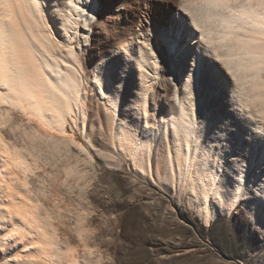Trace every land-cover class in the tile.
Returning <instances> with one entry per match:
<instances>
[{"label": "bare ground", "instance_id": "6f19581e", "mask_svg": "<svg viewBox=\"0 0 264 264\" xmlns=\"http://www.w3.org/2000/svg\"><path fill=\"white\" fill-rule=\"evenodd\" d=\"M101 1L105 0H0V190L4 194L0 231L9 243L18 248L19 242L25 243L32 253L33 238H45L50 248L45 264H88L56 241L50 214L27 189V172L41 168V160L58 153L68 183L88 190L90 172L81 168L79 158L73 162L69 145L77 142L90 154L96 132L91 118L96 99L90 93L93 88L106 98L103 103L97 99L99 119L104 120L105 114L121 119L112 127L103 121L105 135L121 153L134 159L149 155L154 140L163 136L159 149L171 174L179 171L197 202L195 192L205 196L199 205L207 225L213 218L211 195L226 196L227 210L234 211L248 199L250 190H254L248 208L252 222L264 223V170H260L264 167V0H179L170 5L183 21H191L189 36L193 39L188 45L198 49L193 66L186 64V56L181 58L185 63L178 64L191 78L181 88L170 78L173 66L167 54H157L160 39L154 36L157 23L152 19L132 18V29L124 26L125 38L112 50L102 51L97 64L85 60L88 50L83 46L88 37L105 32L103 22L94 21ZM120 59L136 75L132 78L137 96L130 104L124 102V110L128 106L132 110V119L118 114L122 97L111 85V65L121 63ZM202 63L212 71H223L219 85L229 89L231 106L236 108L229 111L243 116L245 127L230 124L224 115L212 119L210 107L206 111L199 108L194 94ZM70 118L81 121L85 145L68 131ZM18 119L27 121L17 126L21 145L11 141L6 131H15ZM213 214L219 217L226 211L215 209ZM15 255L23 264L19 251ZM64 256L70 258L67 263Z\"/></svg>", "mask_w": 264, "mask_h": 264}, {"label": "rangeland", "instance_id": "374dc122", "mask_svg": "<svg viewBox=\"0 0 264 264\" xmlns=\"http://www.w3.org/2000/svg\"><path fill=\"white\" fill-rule=\"evenodd\" d=\"M178 1H101L95 10L94 21L103 22L105 32L88 37L86 45L83 46V49L88 50L85 60L89 59L97 64L102 51L112 50L125 38L124 26L132 29V18L152 19L157 23L154 36L160 39L157 54H167L170 67L173 66L170 78L180 88L184 87L185 83L191 82V78L186 69H182L178 64L185 63L181 58L186 56V64L193 66L198 49L188 45L189 40L193 39L189 36L191 21H183L177 9L169 8ZM101 4L102 7L108 8L100 10ZM115 4H120V7ZM167 39L174 41L172 48L166 42ZM120 61L121 63L114 62L111 65V85L122 97L118 114L122 118L126 116L132 119V110L128 109L129 106L124 110V102L130 104L134 96H137L138 87L132 78L134 75L135 80L136 75L131 74L132 69L124 67L125 59ZM199 70L201 74L196 76L198 79L195 82L197 84L194 94L199 99V108L206 111L207 107H210L212 114L209 117L212 119L224 115L230 124L245 127L243 116L238 114L237 117L233 111L232 114L229 111L236 108L231 106L233 99L229 89H226L224 84L219 85L223 80L218 78L223 71H212L203 63ZM156 78L158 84L161 74L156 75ZM230 86L233 87L232 84ZM90 91L92 96H96L91 109L96 132L88 148L90 154L77 142H70L69 145L73 162L79 158L78 164L80 163L81 168L89 170V177L93 178L90 179L88 190H80L82 188L77 186L78 184L68 183L63 160L58 153L41 160V168L27 172V189L50 214L56 232L55 239L60 246L69 247L76 259L88 264H264V223L252 222L248 212L254 190H250L248 199L234 211L227 210L226 196L220 198V194L211 195L209 206L213 218L211 224L207 225L203 215L205 212H202L203 208L199 205L205 196L200 191L192 193L200 199V202H197L191 195L189 185L181 179L179 171L176 175L171 174L167 158L159 149L163 136L160 140L158 137L154 140L149 155H139L134 159L131 155L121 153L122 150L115 147L105 135V124L112 127L115 122L120 123L121 119H114L109 114L103 116L104 120L99 119L97 99L103 103L106 98L97 94V89ZM169 99H172L171 95ZM176 103L179 104V100ZM69 122L70 134H75L76 141L85 145L81 121L78 119L76 122L70 118ZM20 124L25 125L27 121L18 119L14 125L15 131L6 128L9 139L19 145L21 130L17 129V126ZM63 149L64 152L68 150ZM141 162L145 165L140 164ZM261 168L263 172L264 167ZM228 181L232 186V179L228 178ZM256 184H259V180ZM0 193L1 206V196L4 194L1 190ZM222 208L226 214L215 217L213 211ZM5 235L6 233L0 231V264H19L16 251L21 254L20 262L23 264H32L33 260L37 261L35 263L47 262L45 259L49 257L50 248L45 245V238H33L36 247L32 249V253L26 249L25 243L19 242V248L9 243ZM69 259L64 256V263Z\"/></svg>", "mask_w": 264, "mask_h": 264}, {"label": "snow or ice", "instance_id": "6c2138e0", "mask_svg": "<svg viewBox=\"0 0 264 264\" xmlns=\"http://www.w3.org/2000/svg\"><path fill=\"white\" fill-rule=\"evenodd\" d=\"M215 3H227L232 2V0H213ZM166 42L168 43L169 47L172 48L174 45V41L171 39H167Z\"/></svg>", "mask_w": 264, "mask_h": 264}]
</instances>
